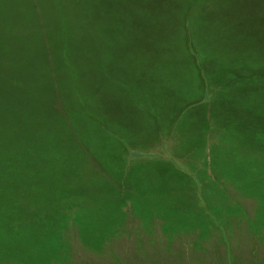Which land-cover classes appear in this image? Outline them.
<instances>
[{
    "label": "rangeland",
    "instance_id": "374dc122",
    "mask_svg": "<svg viewBox=\"0 0 264 264\" xmlns=\"http://www.w3.org/2000/svg\"><path fill=\"white\" fill-rule=\"evenodd\" d=\"M166 1L182 18L196 0ZM80 3L93 4L0 0V264H264V0H218L204 35L186 30L190 11L181 29L160 11L167 51L195 39L212 88L199 128L171 145L159 122L172 120L162 100L181 102L180 75L175 87L171 75L156 81L152 113L117 93L84 115L63 103L79 88L77 51L95 40L78 42ZM123 56L109 51L95 73L128 87L165 63Z\"/></svg>",
    "mask_w": 264,
    "mask_h": 264
},
{
    "label": "crops",
    "instance_id": "0c3cea01",
    "mask_svg": "<svg viewBox=\"0 0 264 264\" xmlns=\"http://www.w3.org/2000/svg\"><path fill=\"white\" fill-rule=\"evenodd\" d=\"M91 1L93 2L92 6L85 4L83 10H81L78 28V42L81 40V34L88 33H91L95 40L84 46V49L77 51V65H75L76 71L72 81L73 79H77L79 88L76 87L77 95H73L69 90L67 96L63 98V103L77 105L81 114L84 115L89 109L90 103H93L96 112L103 107L102 105L109 106V103L103 104L101 98L102 94L117 93L124 101L133 100L139 104L148 106L147 110L149 113H152L156 111L154 108L161 105L160 100L158 99L160 95L159 83H156V81L159 79L164 80V76L168 77L171 75L169 86L175 87L171 84L172 78L175 75H180L181 79L185 81L180 88L176 89V91L182 92L180 94L181 102H175L174 106H172L171 104H167L165 100H162L164 105L163 113L172 112L170 116L172 120H170L167 115L159 122L160 126L164 128L163 135L167 141H163V143L171 145L178 135H184L183 130L198 129L201 123L199 120V114L203 117L207 113L209 102L207 96H211L212 89L208 85L205 74L202 73L204 70L208 72V58L206 54L204 55L199 52V43L197 41L195 42V39L184 41L188 44L183 43L179 46V51H167V48L173 45L166 44L160 40L165 34V27L162 25V20H160V17H162L160 11L164 12L165 18L170 17L171 21H174L170 26L171 29L178 27L181 29L188 25L189 12H185L190 11L191 22L186 29L189 32L193 29L196 30L197 26L203 25L205 20L208 21L209 12H214L216 14L222 12V10L217 9L218 0H196L191 8H185L183 10L184 14L182 18L174 15L177 8H164L165 5L169 3L166 0ZM219 2L221 8H225L228 4V0H219ZM179 3L181 4V1ZM230 12L231 10L228 9V12L224 14V19L228 23ZM113 29H116V32H114ZM121 31H124L125 33L121 34ZM197 34L204 35L200 29H197ZM207 35L206 28L205 37ZM125 41H127V44H121ZM122 45H126L127 50L122 51L123 49L121 50L120 48ZM206 45L207 41L205 43V49ZM114 46L116 49L115 52H112L111 49ZM140 49H143L141 53L139 52ZM203 50L204 48H202V51ZM109 51L111 56H114V58L118 60L125 58L123 56V54H125L129 61H132L133 58L134 60L139 58L142 60L143 65L144 61L149 62L151 58L156 59L158 62L165 63L161 69L159 68V73H145L143 70L142 75H134L135 83L132 81L127 83L128 87H120L117 83L118 80L110 81L108 78H104V74L102 73V60L105 65L107 57H109ZM99 60H101L102 72L95 73L96 66H99ZM92 64L94 68L92 67ZM98 74H100V78L97 76ZM149 76L153 77L154 80L149 81ZM137 82L141 84L139 87L136 86ZM187 88L190 90L189 93L184 92ZM164 89L166 90V88ZM123 94H129L133 99H129ZM64 95L65 93H63V96ZM67 98L68 101L65 100ZM116 102L119 103L120 101L116 99ZM180 104H183V106L181 107ZM112 105L113 103L110 106ZM170 107L173 108L171 109ZM102 116L105 118L102 125L107 126L111 120L107 115L105 116L102 114ZM205 122V120H202V124ZM262 122H264V120H262ZM247 124L249 123L243 121V130L252 129V127ZM172 130L175 131L174 134ZM102 134L104 135L103 138L108 139L107 135L104 133ZM171 135L175 138H170ZM247 137L249 138L250 136ZM104 141L108 142L107 140ZM101 142L104 143L103 141ZM176 143H178V141H175V145ZM101 171L106 177H113L114 175L107 174L108 172L105 170Z\"/></svg>",
    "mask_w": 264,
    "mask_h": 264
},
{
    "label": "trees",
    "instance_id": "16d2710c",
    "mask_svg": "<svg viewBox=\"0 0 264 264\" xmlns=\"http://www.w3.org/2000/svg\"><path fill=\"white\" fill-rule=\"evenodd\" d=\"M80 4H82V5L84 6V3H80ZM81 10H83V8L80 9V13H81ZM249 144H250V143H249ZM98 172H99V171H98Z\"/></svg>",
    "mask_w": 264,
    "mask_h": 264
}]
</instances>
